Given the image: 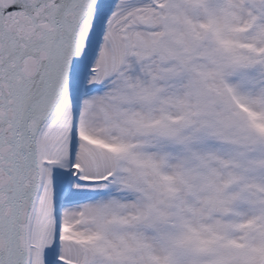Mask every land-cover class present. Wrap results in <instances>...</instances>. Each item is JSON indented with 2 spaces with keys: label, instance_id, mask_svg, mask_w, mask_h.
Listing matches in <instances>:
<instances>
[{
  "label": "snow or ice",
  "instance_id": "6c2138e0",
  "mask_svg": "<svg viewBox=\"0 0 264 264\" xmlns=\"http://www.w3.org/2000/svg\"><path fill=\"white\" fill-rule=\"evenodd\" d=\"M0 264H264V0H0Z\"/></svg>",
  "mask_w": 264,
  "mask_h": 264
}]
</instances>
